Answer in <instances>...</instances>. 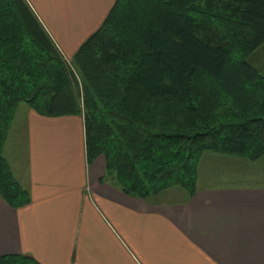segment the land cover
Segmentation results:
<instances>
[{
	"label": "trees",
	"instance_id": "16d2710c",
	"mask_svg": "<svg viewBox=\"0 0 264 264\" xmlns=\"http://www.w3.org/2000/svg\"><path fill=\"white\" fill-rule=\"evenodd\" d=\"M264 0H116L67 61L27 0H0V196L31 202L4 147L21 102L83 118L87 160L105 180L154 198L197 190L205 152L264 155ZM0 264H43L0 254Z\"/></svg>",
	"mask_w": 264,
	"mask_h": 264
},
{
	"label": "crops",
	"instance_id": "0c3cea01",
	"mask_svg": "<svg viewBox=\"0 0 264 264\" xmlns=\"http://www.w3.org/2000/svg\"><path fill=\"white\" fill-rule=\"evenodd\" d=\"M27 1L68 59L116 0ZM22 122L27 159L18 160V142L15 165L4 155L31 202L13 208L0 196V254L43 264H264V185L199 186L198 173L193 195L172 187L132 196L105 180L103 155L88 162L81 116L28 107Z\"/></svg>",
	"mask_w": 264,
	"mask_h": 264
},
{
	"label": "rangeland",
	"instance_id": "374dc122",
	"mask_svg": "<svg viewBox=\"0 0 264 264\" xmlns=\"http://www.w3.org/2000/svg\"><path fill=\"white\" fill-rule=\"evenodd\" d=\"M71 58L72 57L66 58V60L71 61ZM248 60L258 68L261 74H264V45L253 52L248 57ZM20 104V107L16 110V118L10 129L9 138H7L6 141L7 146L5 147L7 150L4 147V153L13 165H15L14 163L17 160L14 159L13 155L11 157L9 152L11 149H15V142H18L20 149V153L17 155L18 160H25L28 157L26 147L27 127L24 125L25 123H23L24 120L22 122V116L24 109H27L29 106L25 102H21ZM19 118H21V120ZM203 155L199 165V186H203L205 182L211 183L212 185L224 183L264 185V155L256 160L211 151L205 152ZM203 178L206 179L203 180ZM176 189L185 192L183 188L177 186L170 190V192L173 193ZM168 196H170V194H168Z\"/></svg>",
	"mask_w": 264,
	"mask_h": 264
}]
</instances>
